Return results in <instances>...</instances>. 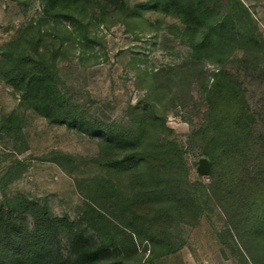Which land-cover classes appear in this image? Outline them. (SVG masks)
I'll list each match as a JSON object with an SVG mask.
<instances>
[{"label": "rangeland", "instance_id": "obj_1", "mask_svg": "<svg viewBox=\"0 0 264 264\" xmlns=\"http://www.w3.org/2000/svg\"><path fill=\"white\" fill-rule=\"evenodd\" d=\"M154 4L46 15L39 0H0V55L46 64L87 122L48 121L0 74V206L44 205L64 255L75 230L94 229L121 264H264V0H202L213 24L196 36L223 30L197 53L181 17Z\"/></svg>", "mask_w": 264, "mask_h": 264}, {"label": "trees", "instance_id": "obj_2", "mask_svg": "<svg viewBox=\"0 0 264 264\" xmlns=\"http://www.w3.org/2000/svg\"><path fill=\"white\" fill-rule=\"evenodd\" d=\"M39 1L46 15H52L60 8L100 2V0ZM153 2L155 10L181 17L186 34H191L189 44L194 53L212 44L210 40L213 37L208 34L209 30L213 32L219 28L223 30V26H210L205 33L196 36L198 28L205 29L207 25L213 24L211 21L208 24L204 22V13L200 10L202 0H153ZM225 31L229 33L228 30ZM0 56V74L22 102L52 123L64 124L70 129H83L87 122L66 109L58 97L54 82L55 74L46 64L38 63L23 67L22 64L26 60L20 56L14 57L9 52H2ZM194 57L200 58L197 54H194ZM7 119L11 121L13 116L10 115ZM86 132L88 135L97 133L95 130ZM102 133L110 141L116 136L112 131ZM17 208L31 213L33 219L31 229L26 228V231L20 229L16 220ZM54 220L59 221L57 218ZM54 220L44 205L23 198L12 200L6 198L0 206V264H121L119 261H108L110 247L99 239L100 232L97 230L95 232L94 229L89 232L85 229L75 230L71 243L73 253L64 255L61 248L54 246L51 240L50 233L55 227Z\"/></svg>", "mask_w": 264, "mask_h": 264}, {"label": "water", "instance_id": "obj_3", "mask_svg": "<svg viewBox=\"0 0 264 264\" xmlns=\"http://www.w3.org/2000/svg\"><path fill=\"white\" fill-rule=\"evenodd\" d=\"M196 171L201 176H209L211 173V162L206 158H200Z\"/></svg>", "mask_w": 264, "mask_h": 264}]
</instances>
